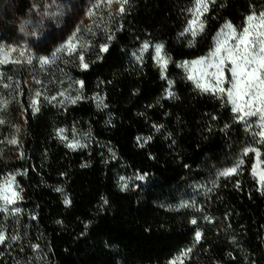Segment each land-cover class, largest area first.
I'll list each match as a JSON object with an SVG mask.
<instances>
[{
  "label": "trees",
  "instance_id": "obj_1",
  "mask_svg": "<svg viewBox=\"0 0 264 264\" xmlns=\"http://www.w3.org/2000/svg\"><path fill=\"white\" fill-rule=\"evenodd\" d=\"M21 1L25 13L29 2ZM192 2L130 0L124 13L104 12L63 60L0 66L7 102L0 104V183L15 176L21 196L19 249L0 264H264V194L251 171L255 154L243 155L257 147L264 161V144L253 136L259 119L238 122L231 105L202 93L182 66L209 56L226 23L239 30L264 12V0H216L194 41L180 35ZM14 36L0 25V42ZM157 44L170 57L167 79ZM72 141L83 146L67 147ZM241 158L237 174L219 175ZM132 174L147 184L124 187ZM185 182L196 198L184 208Z\"/></svg>",
  "mask_w": 264,
  "mask_h": 264
},
{
  "label": "snow or ice",
  "instance_id": "obj_2",
  "mask_svg": "<svg viewBox=\"0 0 264 264\" xmlns=\"http://www.w3.org/2000/svg\"><path fill=\"white\" fill-rule=\"evenodd\" d=\"M113 0H108L111 4ZM120 4L119 12H125V5L129 3V0H117ZM216 3V0H193L192 6L187 9L190 18L187 20V26L180 35L190 34L192 41L199 35H201L206 28L205 15L210 11V7ZM112 37L109 36V40ZM190 41V43L192 42ZM81 47L75 40H69L67 44L61 49V51H67L69 55L76 52L77 48ZM150 45L145 42L142 46V52L147 51ZM164 46L157 44L155 46V60L158 66L161 68L162 77L167 79L165 73L167 66L170 62V57L163 54ZM100 50L106 52L108 45L104 44L100 46ZM16 49L5 50L0 47V64L8 62L19 63L20 61H11L10 57L12 52ZM24 55L23 52L20 53ZM81 67L83 69L88 68V64L84 62V55L81 53L78 55ZM138 59H142L139 56ZM28 63H32L29 59ZM41 64H48L47 58L40 60ZM191 64L192 73H198V75L190 74L189 80H193L195 87L202 93L214 95L222 101L226 100L231 105V111L236 114V120L248 126V122L252 117H257L260 121L259 131L253 133L254 137H258L257 143L264 144V12L259 14L253 13L247 17L246 26L241 29L235 28L231 23H226L221 28L215 42L214 49L210 52L209 56L201 57L198 60L191 62H184V67H188ZM226 73H230L226 75ZM39 83V81H37ZM80 88H83V81H77ZM171 84V82H169ZM225 85H228L225 87ZM8 87V85H5ZM40 95L39 92L36 93ZM61 96L65 94L60 93ZM174 93L169 90L168 97L171 98ZM52 99H55L53 97ZM81 99L80 95H77L74 99H70V102L75 104ZM98 107L103 104V100L98 98ZM34 111H39L37 101L33 100ZM4 107L7 106L6 101H0ZM4 123L0 119V124ZM65 130L60 129L59 133L62 134ZM62 139H67L61 135ZM150 139V138H149ZM12 144H16L17 140L12 139L9 141ZM83 145L79 142L72 141L67 144V147L76 150ZM249 153H254L256 156V165L252 167V175L257 178V182L260 185V191L264 194V167L258 165L264 164L261 161V151L257 147H246L243 150V155L247 156ZM244 160L241 158L235 166L227 168L219 173L220 176L228 177L238 173L239 168L243 165ZM15 176L10 177L3 183H0V211H9V205H15L18 200L21 199L20 192L15 187ZM18 187V186H16ZM124 187H127L125 184ZM61 191V189H57ZM65 203H69L66 200ZM105 203L107 201L105 200ZM184 207L188 205H182ZM16 213L21 211L20 208L13 209ZM192 224H196L197 221L193 219ZM202 233L197 230L195 233V241L198 243L201 240ZM13 240L19 239L17 236L11 237ZM6 240L5 234L0 231V244H3ZM191 248L187 249L184 255L191 252ZM172 264H176L173 261Z\"/></svg>",
  "mask_w": 264,
  "mask_h": 264
},
{
  "label": "rangeland",
  "instance_id": "obj_3",
  "mask_svg": "<svg viewBox=\"0 0 264 264\" xmlns=\"http://www.w3.org/2000/svg\"><path fill=\"white\" fill-rule=\"evenodd\" d=\"M26 1L29 2V8L27 12L23 13V9L20 7L21 0H0V25H10L15 32L14 38L11 41H1L0 47L5 50L16 49L11 54V61L18 60L20 61L19 63H28V60L31 59L32 63L30 64L32 65L40 62L42 58H47L49 61L63 60L68 55V52L61 51V49L69 40L75 37L78 45L84 44L89 28L94 25L96 20L103 16L104 12H119L120 7L117 0H113L111 4L108 3V0ZM21 52L24 53L23 56L20 55ZM11 64L13 62L0 64V66ZM189 71L190 74L198 75V73H192L191 64H189ZM226 75L230 76V73H226ZM191 81L194 83L193 80ZM34 100L38 104V99L34 98ZM259 124L260 121L253 122V129L260 130ZM123 182L135 191L139 189V186L147 184L146 176L140 174L124 177ZM183 185L185 191L191 190L192 186L187 182ZM187 192L185 193V198L179 203V207H184L182 205H190L194 202L195 194L191 195L190 192ZM8 207L9 211H3L5 218L0 223V231L6 236L5 242L0 244V250L3 247L6 249L4 254L0 256L3 258L7 254H16L20 241V239L13 240L11 237L17 236L15 228L21 221V218H19L21 211L16 213L13 210L15 205H9ZM19 264L25 263L20 262ZM29 264L39 263L30 261Z\"/></svg>",
  "mask_w": 264,
  "mask_h": 264
}]
</instances>
